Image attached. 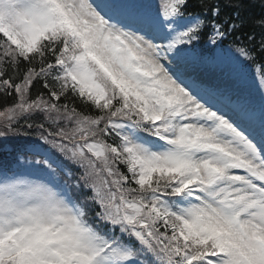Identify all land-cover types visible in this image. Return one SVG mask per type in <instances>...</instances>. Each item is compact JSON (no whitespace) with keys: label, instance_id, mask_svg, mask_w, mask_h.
Here are the masks:
<instances>
[{"label":"snow or ice","instance_id":"obj_1","mask_svg":"<svg viewBox=\"0 0 264 264\" xmlns=\"http://www.w3.org/2000/svg\"><path fill=\"white\" fill-rule=\"evenodd\" d=\"M245 4L0 0V264H264Z\"/></svg>","mask_w":264,"mask_h":264},{"label":"trees","instance_id":"obj_2","mask_svg":"<svg viewBox=\"0 0 264 264\" xmlns=\"http://www.w3.org/2000/svg\"><path fill=\"white\" fill-rule=\"evenodd\" d=\"M198 10V9H197ZM264 11L259 4V2L252 3L246 0L245 11L242 13L244 16H258ZM245 33H250L255 31L257 33V38H259L260 30L252 27L248 24L244 30ZM5 100L0 97V104H4ZM7 103H11V98L8 99ZM29 141L23 136L20 137H10L8 139H0V164H5L11 161L12 156L15 154V149L23 147L28 144Z\"/></svg>","mask_w":264,"mask_h":264}]
</instances>
